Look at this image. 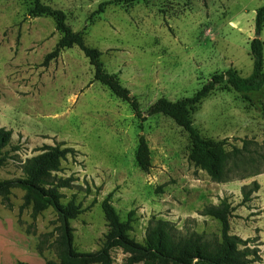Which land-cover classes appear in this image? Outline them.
<instances>
[{"label": "rangeland", "instance_id": "rangeland-1", "mask_svg": "<svg viewBox=\"0 0 264 264\" xmlns=\"http://www.w3.org/2000/svg\"><path fill=\"white\" fill-rule=\"evenodd\" d=\"M114 1L42 0L64 11L68 25L102 52L105 71L136 98L145 113L141 119L129 103L93 82L94 68L79 48L43 67L61 38L55 21L29 17L32 0H0V127L13 131L8 151L20 149L0 169V181L21 178L28 159L59 144L75 151L56 176L73 179L61 190L63 204L75 195L82 206L71 222L77 252L101 249L108 233L101 205L109 194L123 222L133 213L130 236L139 244L154 218L173 223L182 234L220 236V222L201 213L227 200L234 207L231 233L253 239L262 259L256 264H264V234L258 229L264 222V87L241 94L222 84L193 111L204 138L226 141L230 152L248 143L247 160L236 174H260L230 183L213 182L189 162V136L174 121L148 113L161 98H192L231 69L251 76L250 44L257 38L256 13L264 0H142L111 4L95 15ZM260 38L264 42V29ZM142 136L151 151L148 172L136 161ZM253 182L261 189L244 204L241 189ZM23 197L22 190H13L11 208L0 198L5 232L0 264H18L19 257L25 264L59 262L56 212L50 208L34 220L31 208L21 211ZM112 256L114 264H125L121 250Z\"/></svg>", "mask_w": 264, "mask_h": 264}, {"label": "trees", "instance_id": "trees-1", "mask_svg": "<svg viewBox=\"0 0 264 264\" xmlns=\"http://www.w3.org/2000/svg\"><path fill=\"white\" fill-rule=\"evenodd\" d=\"M142 0H116L101 5L95 15L103 13L105 6L115 3L133 4ZM31 18H52L56 29L61 34L55 49L48 54L43 67L59 59L62 52L79 48L94 68V81L108 88L117 98L131 105L136 117L141 119L142 112L139 102L131 96L116 75L105 71L101 61L102 52L89 47L82 32H75L67 23V14L59 9L45 5L42 0H32V7L28 12ZM256 34L261 35L264 29V7L258 9L255 20ZM250 54L253 61V72L248 78L239 75L235 70H229L224 75H215L210 82L202 87L195 96L177 102L167 98L158 100L148 111L150 116L161 115L171 119L189 136L191 152L189 162L205 171L215 183H230L260 174L255 171L249 175H237L239 168L246 162L244 150L234 147L232 151L226 149V141L215 142L204 138L194 126L193 111L206 100L222 84H226L236 93H250L261 91L264 87V42L255 38L250 44ZM13 141V131L0 128V169L4 168L12 157V153L20 149L8 151ZM75 151L63 148L62 145L47 147L39 156L30 158L22 166V177L0 181V198L6 207L11 208V196L15 189L24 192L21 211L31 208L32 217L36 220L46 210L52 208L60 222L57 252L59 262L48 264H114L113 252L121 250L127 257L125 264H256L260 262V250L253 239L244 240L231 233L230 219L234 207L224 200L219 205L206 207L201 213L220 222V236L207 238L197 233L182 234L176 226L168 221L152 219L146 231L143 244L131 238L133 231L132 214L127 222L121 220L120 215L111 203L112 194L102 202V210L107 222L108 233L104 236L101 249L93 253H79L74 248V229L71 222L82 213L81 204L77 203V196H73L67 205L62 200V189L70 188L73 179L58 178L56 175L62 170V163ZM259 158L252 157L253 163ZM139 168L148 172L152 168L151 151L147 139H139L136 154ZM260 191V185L253 182L241 189L242 202L249 203L253 194ZM18 264H25L18 262Z\"/></svg>", "mask_w": 264, "mask_h": 264}, {"label": "crops", "instance_id": "crops-1", "mask_svg": "<svg viewBox=\"0 0 264 264\" xmlns=\"http://www.w3.org/2000/svg\"><path fill=\"white\" fill-rule=\"evenodd\" d=\"M0 128H4V127H0ZM8 130V129H7ZM260 189H261V185H260ZM0 232L2 233V236H0V242H2V240H3V237H5V232H4V228L2 227V224H0ZM258 229L259 230H261L262 232H260L261 234H264V222H261L259 225H258ZM20 256H21V253H20ZM22 256H24V254H22ZM19 257V256H18ZM16 261V263H18V262H20L21 261V263H22V261L23 262H25V260H23L21 257H19V258H16L15 260H14V262Z\"/></svg>", "mask_w": 264, "mask_h": 264}, {"label": "water", "instance_id": "water-1", "mask_svg": "<svg viewBox=\"0 0 264 264\" xmlns=\"http://www.w3.org/2000/svg\"><path fill=\"white\" fill-rule=\"evenodd\" d=\"M260 37H261V35H257V39L260 38ZM131 96L133 97V95H131Z\"/></svg>", "mask_w": 264, "mask_h": 264}]
</instances>
